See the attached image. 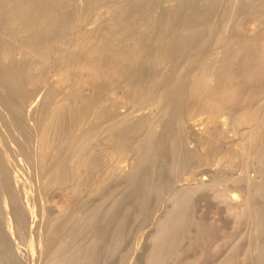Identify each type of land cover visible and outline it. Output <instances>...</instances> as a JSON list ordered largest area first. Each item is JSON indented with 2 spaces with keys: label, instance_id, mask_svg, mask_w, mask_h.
<instances>
[{
  "label": "bare ground",
  "instance_id": "obj_1",
  "mask_svg": "<svg viewBox=\"0 0 264 264\" xmlns=\"http://www.w3.org/2000/svg\"><path fill=\"white\" fill-rule=\"evenodd\" d=\"M185 1L111 0L107 8L97 12V16L94 14L101 24L93 25L95 22L90 20L92 26L88 27L75 23L74 18L88 7L89 0H0V91L6 92L5 96L0 93V106L5 110L0 108V122L13 134L5 137V132L0 133L5 202L21 197V191L14 186L17 177L12 176L10 165L13 163L20 171L24 169L23 161L36 169L37 190L67 181V193L84 199L100 193L110 182L121 187L118 197L109 204L104 200L93 209L75 202L68 210L71 204L67 197L60 198L63 200L55 208L56 213L44 216V210L40 209L41 222L46 227L41 224L42 229H37V240L33 235L36 240L31 245L33 251L28 245V254L37 252L39 264H98L102 254L110 257L108 261L119 254L128 216L127 208L122 215L119 208L123 198L133 192L137 194L133 200L139 207L137 215L133 213L137 218L147 209L148 196L169 188L171 191H168L171 205L155 221L150 233L147 264H162L177 253L180 256L179 246L190 238L196 244L199 239L203 244L208 242L214 231L210 227L209 232V226L204 224L209 222L191 217L192 199L199 190L219 184L220 176H212L209 182L199 178L195 185L175 183L174 187L168 179L170 174L160 176L157 170L167 164L168 156L176 161L172 163L177 168L197 151L204 152V148L226 142L223 127L229 119L235 127L243 128L236 152L244 154L243 158L264 161V90L258 89L261 83L256 80L260 76L264 79V36L254 38V30L248 31L246 39L232 36L226 28L233 14L217 31L216 50L190 65L201 55L204 40L201 33L212 32L214 24L206 20L207 6L201 9L190 6L182 11ZM252 1H257L254 16L264 18V0ZM233 2L234 11L239 4L235 6L238 1ZM154 6L153 15L143 17L145 10ZM187 15L191 17L188 19ZM186 66L189 69L183 73ZM36 85L45 87L38 99L35 97L38 92L35 94L33 89ZM23 93L25 105L12 99L13 94ZM77 93L84 95L78 98ZM74 94L78 99L71 101ZM259 94L263 99L258 103ZM183 102L187 104L188 116L179 115ZM66 111L74 123L72 126L67 122V126H72L69 130L61 120ZM196 111L205 112L206 116L194 120L192 115ZM59 134L64 135L58 137ZM189 136L196 141L195 145H190ZM164 144L168 145L165 160L162 156L163 162L157 163ZM25 145L32 147L29 155ZM236 152L225 156L234 157ZM174 166L170 168L171 174ZM241 175L233 183L252 188L239 198L233 192L228 198L239 200L242 208L237 206V211L236 205L235 210L227 205L226 210L233 216L237 211L238 217L256 221L253 234L261 242L257 243L253 262L264 264V174L256 183ZM22 211L21 207L0 208V221L5 228L7 225L5 232L14 235L23 221ZM60 214H64L63 218ZM202 237L208 241L203 242ZM189 244L193 243H188L187 248L191 247ZM1 248L4 250L3 244ZM123 255H118L121 264ZM3 258L0 264H9ZM198 261L194 258L181 264Z\"/></svg>",
  "mask_w": 264,
  "mask_h": 264
},
{
  "label": "rangeland",
  "instance_id": "obj_2",
  "mask_svg": "<svg viewBox=\"0 0 264 264\" xmlns=\"http://www.w3.org/2000/svg\"><path fill=\"white\" fill-rule=\"evenodd\" d=\"M237 1L238 2H236L235 6H237V3L239 5L237 7L234 6L235 7L234 11L232 9L233 4H234L233 0H213V1L212 0H193V1L192 0H186L184 2V4L181 6L180 9L182 11H185L190 6H192L193 8H197V9H201V8L207 6V10L209 9V11H207L208 14L206 16V20H208L209 23L214 24L212 32L209 30H206V31L204 30L201 33V38L204 39L201 42V46H200L201 55L198 54L196 56L194 63L192 62V63H190V65L196 64V63L202 61L203 59L208 58V55L211 54L214 50H216L215 37H216L217 31L220 30L221 26L224 24L223 22L226 21V18H230L233 14H234V16H233V18H231L232 20L229 23L230 25L228 24L227 28H226V30L229 33L230 32L232 33V34L230 33L232 36L234 34L235 36L237 35L239 38H243V39L245 38L246 39L248 36L247 34L249 33L248 31H250V30H254V32H255L254 38L261 39L264 36V22H263L264 18L254 16V14H255L254 12H256L255 10H257L256 9L257 8V1L256 2H253L252 0H241V1L237 0ZM109 2L111 3V0H96L95 2L94 1L92 2V0H89L88 7L86 9H84V11H82L79 15H77L74 18V21L76 20L75 23H83L88 27L92 26V24H91L92 22H95L93 25L96 24V26H97V24L98 25L101 24V21H100L101 19L98 18L99 16L96 19H95V17L98 15V13L102 12V10H104L105 8H107L110 5ZM210 3L212 4V6H210L211 5ZM194 4L196 6H193ZM89 7H91L92 10ZM147 10H145V12L143 13V17L145 15H146L145 17H147L148 15H153L154 10H155V6L150 7V9L148 8ZM87 11H89V12L87 13ZM190 17H189V15L186 16V18H188V19ZM90 20H92V22ZM228 21H229V19H227V22ZM96 22H98V23H96ZM87 23H89L90 25ZM234 24H236L235 27H234ZM238 24H240L241 26ZM153 29L154 28L152 27L150 31H152ZM233 30H234V32H233ZM239 30H240V32H239ZM239 34H241V35H239ZM243 35L244 36L246 35V36L243 37ZM69 38H68V40H69ZM65 39L67 40V37ZM255 44L258 47L259 42L256 41ZM46 67H48V64L46 65ZM188 69H189L188 66L184 67L183 73L186 72ZM261 77L262 76H260V78H259L260 81L258 78L256 79L257 83L258 82L261 83V84L258 83L259 84L258 89L264 90V83H262L263 82L262 80H264V79H261ZM254 83H253V85H254ZM257 83H255V84H257ZM36 86H34V88L33 87L32 88L35 90V94H36V92H38V94L35 96L36 99H38L40 94H42V92L44 91L45 87L43 85H42L43 87L41 85H36ZM262 86H263V88H262ZM36 88H38V89H36ZM0 93H2V91H0ZM4 93H6V92H4ZM4 93H2V96H5ZM81 95H84V94L77 93L78 98H80ZM24 96H26L25 93H23L19 96L13 94L12 99L14 98V100L16 102H20V104H22V105L24 103V105H25V103L27 102V99ZM75 96H76V94H74L70 98V100L71 101L77 100L78 98H77V96L75 98ZM0 97H1V94H0ZM18 97H21V98H18ZM262 97L263 96H261V94H259V96L256 97L258 99L257 100L254 99V100H256V102L259 103L260 102L259 100L263 99ZM262 101H264V100H262ZM184 103H186V102H183V104ZM182 106L184 108V111L182 108L179 112V115L183 114L182 116H184V115L188 116V115H186L188 113L187 108H186L187 104L186 105L184 104ZM0 108H1V110H4V109H2L3 107L0 106ZM126 108L127 107H123L122 109L125 110ZM146 108H147V106H146ZM198 112L196 111L192 115L194 120L198 119L200 117L206 116L205 112H202V111H200L199 113ZM203 113H204V115H203ZM17 114L20 115V113H17ZM62 116L63 117L65 116L63 119H61V120H64L63 121L64 123H62V124H65L66 126L65 125H63V126H65L67 130H69L68 128H71L74 125V123L72 122L73 117L67 111H66V115H65V113H63ZM67 122L69 124L72 123L71 124L72 126L71 125H69L71 127L67 126L68 125ZM1 126L0 127L3 130L0 128V133L5 132L4 134H7V135H4V134H2V135H4L5 137H7V136L13 137V134L9 131L8 126L3 125V123H1ZM223 128L225 130V135L227 138V139L225 138L226 142H224L223 144H221L219 146H215V147L210 146V147L204 148L205 149L204 152H203V150L199 151V152H201V154H199V152L197 151L196 153H194L195 154L194 157L191 158V156H190V158H187L181 165H177V168H176V166H174V162H176V161H174V159L171 160V157L168 156L167 161H166L167 164L163 165L162 169H159L161 171L157 170V173L160 176L164 175L166 177L167 174L168 175L170 174L169 175L170 177L168 178V176H167V178L169 179L170 182L173 183L174 187H176L177 185H183L186 183L187 184L189 183L188 185H193V184L195 185L199 178H202V179L206 178L204 181L207 182V180H208V182H209V180L212 178V176L213 177L214 176H217V177L220 176L219 181H218V182H220L219 184L216 183V186L215 185H211L210 187L207 186L203 190L202 189L199 190L198 191L199 193L198 192L195 193V196L192 199L193 201H192L191 212H190V214L192 215L191 217L194 218L196 221H199V222L203 221V223L209 222V223H204V224L209 226V229H210L209 232L214 231V233L212 232L213 235H212V233H210L211 234L210 236L212 238L210 236H209V238H211V240L209 238H207L209 240L208 241L207 239L202 237V239L204 238L203 242H204V240H205V242L206 241H208V242L203 244L200 242L201 239H199V240L195 239L199 242L198 244H196L195 242H192V241H194V239L190 238L187 241H185L184 243H182L181 246H179L177 252H180L179 253L180 256L178 255V253H177V255L174 254V255H172L171 258H168L162 264H181L184 261H187L189 259L193 260L194 258L199 260L196 264H251V263L255 264V262H253L254 256L257 252V250L255 248L258 247L257 245H259V244H257L258 241H259V243L261 242L260 241L261 239L259 240L258 238H256V236H255L256 234H253V232L256 233V231H255L256 227L254 225V224H256L255 223L256 221L251 219L253 221L252 222L247 217H245V218L244 217H242V218L238 217L237 213H239V212H237V211H239L238 207L240 206L239 200H233L232 198L230 199L228 197H231L232 193L234 192L238 195V198H239V197H241V195H243V192L245 193L246 190L252 186L251 185L249 187H246L242 183L240 185H239V183H237V184L235 182L233 183L232 180L235 178H238V176H240L241 174H245V176L250 180V182L251 181H253V183L259 182V180H261L260 175L262 176V173L264 174V172H263L264 170L262 171V169H264V161H260L258 158H254V157L251 158V157L245 156V158H243L244 154L242 155V154H239L238 152H236V150H237V148H239L240 142H241V134L243 131L242 127L241 128L235 127L232 124V121L229 119ZM67 130H66V133L68 132ZM8 132L10 133L11 136L9 135ZM64 134H59L60 136L58 135V137H61ZM191 137L189 136V142H191L190 145L191 144L195 145L196 141H193L192 140L193 138H191ZM23 138H20V139H23ZM164 145H166V146H163L162 153L159 155V157L157 159V160H159V159L160 160L157 163L163 162V160H165V154H166V151H168V145L167 144H164ZM24 147H26V150H25L26 154L29 155L30 152H32V147H29L26 145ZM28 148H29V150H28ZM1 149L3 150V148L0 146V159H1V154H2ZM228 152L229 153H231V152L235 153L236 152L237 155L235 154L234 157H226L227 156L226 154H228ZM203 154H206V157H203L204 156ZM132 156H134V155L132 154ZM161 157L163 160L161 159ZM19 158H21V157H19ZM172 161H174V162L172 163ZM222 161H223V163L221 164ZM10 162H12V160ZM246 164H247V166H244ZM1 165H2V163L0 160V208L7 210L8 207H12V209L13 208L19 209L21 207V209L23 210L21 213V217H20L21 220L23 219V221L19 222L20 225L17 227L14 235H10L7 232H5L7 225L5 228V225L0 221V244H1V247L3 244V247H4L3 249L5 250V251L2 250V248H1L0 258L4 257L3 260L5 259L6 262L8 261L9 264H34V263L39 264V262H37V252L35 253V255H34V253L32 255L31 251H33V248L31 247V245L34 242H36V240H37L38 235L35 236L36 232L40 231L43 226L46 227V223L41 222L42 217H40V213H41L40 209L44 210V211H42L44 216L47 215V213H48V215H50L52 213H56V209L58 208L57 206L59 204H61L60 202L66 197H67L68 201L70 198L69 202L71 204V205L69 204L70 207L68 210H70L72 204L75 202H76L75 204H77L79 202L78 204H82L83 206L85 205L84 207L86 209H88V208L93 209L94 208L93 206L100 204L104 200H106V204H109L110 201H112L114 198L118 197L121 193V187L117 186L118 184H115L114 182H110V183L106 184L104 186V189L100 193H98L96 195L95 194L89 195V196H86L85 198L83 197L84 199H82L81 197H77L75 193H73L74 195L71 193H67L68 192V184H69V183H67V181H64L63 183H62V181H58V182H55L54 184H52L54 187H51V185H50V186L42 187L41 189L37 190V185H36L37 183H36V180L34 178L36 169H35L33 164H31L29 162L26 163V161H23L24 169L21 170V168H20V171H18L19 168H16V165H13V163H11V165H10L12 176L14 178L17 177L14 180L15 181L14 186L16 185L17 190L21 191V197L18 200L13 199L11 202H8V201L5 202V192L3 191V184H2L4 182H3V178H1V174H3L4 170L2 169ZM172 165L174 166L175 170L171 174L170 168L172 167ZM262 166H263V168H262ZM224 167H225V169H224ZM244 167H246L247 169H245ZM149 169L151 171V168H149ZM145 170L147 171L148 169H146V167H145ZM241 170L242 171L246 170V171H243L241 173ZM176 171H177V173H176ZM216 173H217V175H216ZM9 177L10 176L8 175L7 178H9ZM193 178H194V180H193ZM4 179H5V177H4ZM17 179H18V182H17ZM165 180H167V179L165 178ZM19 181H20V183H19ZM174 181H176V182H174ZM175 183H178V184L175 186ZM180 183H182V184H180ZM174 187H172V188H174ZM30 189H31V191H30ZM224 189H225V191H224ZM168 191H170V188L165 189L161 192H157L158 195L155 193V194L150 195V197L148 196L147 198L149 200L146 198V203H148V204H146V206L148 205L147 209H145V211L141 214L142 216L140 215L137 218H135V217L137 215V212H139V207L133 201V200H135V197H136L135 194L136 193L135 192L129 193L128 195H126L123 198V201H122V204L120 205L119 211H120V214L122 215L128 209V216H127L126 226H125L126 227L125 240H124V243H122L123 245H121V247L119 249V254L125 255L122 264H147L148 263V260H147L148 259V253H149V250L151 248V245H150L151 241H149L150 240L149 239L150 233H152L151 231H152V229H154L155 221H157V219L160 218V216H162L164 214V212L166 211V209H168V207H170V205H171V201L169 199L171 191L170 192H168ZM226 191H228V192H226ZM220 193L221 194L224 193V194L221 195ZM225 193H227V194H225ZM72 195H73V197H72ZM227 195H229V196H227ZM38 196H40V197H38ZM219 196H221V197H219ZM222 196H224V197L222 198ZM60 198H63V199H60ZM223 199L224 200L226 199V202ZM229 199H230V201H228V203H227V200H229ZM231 200H232V202H231ZM85 202H86V204H85ZM256 203H258V204L260 203L259 199L256 201ZM75 204H73V205H75ZM13 205H15V206H13ZM227 205H232L234 210H235V208L237 209V211L233 212V213L236 212L235 216H233L231 213H229L226 210ZM235 205H236V207L234 208ZM22 206L25 208H23ZM134 206H136V207H134ZM31 207L33 210L35 209L33 211L34 213L32 212ZM192 207H193V211H192ZM36 208H38L39 210ZM240 208H242V207L240 206ZM193 212H194V215H193ZM133 213H135L136 215L135 214L133 215ZM61 215L62 214H60V216ZM236 216L238 219L236 218ZM41 224H43V226ZM39 225H41V227H39ZM210 227H212L213 230ZM2 229H4V230H2ZM37 229H39V230L37 231ZM127 232H128V234H127ZM33 235L35 236L36 240L34 239ZM251 235H253V236H251ZM16 237L19 240L16 239ZM31 238H32V240H30ZM254 238H256V239H254ZM14 239H16V241H14ZM78 239H81V237H78ZM78 239L75 238V240L79 241ZM256 240H257V242L255 244L254 241H256ZM28 242L30 244H28ZM188 243H193V244L192 245L189 244V245H191V247L189 246L187 248ZM12 244H14V246ZM195 244H196V246H195ZM7 245H9L10 247H8ZM28 245H29V248L31 247L30 248L31 253L29 252V254H28V250H29ZM5 247H6V249H5ZM7 247H8V249L9 248H11V249H9V251H8ZM252 248H253V250L251 252ZM211 251H213V252L211 253ZM233 251H236V252L233 253ZM200 252H203V254L200 255ZM119 254L115 255L113 258L111 257V259H109V261H108V258H110V257H108V256L106 257V256H104L105 254L104 255L102 254L100 256V258L98 259L99 262H97V263L98 264H121L120 260H119L120 258L118 259ZM207 254H208V256H207ZM30 255H32L31 257H33V256L34 257L31 258ZM203 255L204 256L206 255L205 256L206 258ZM200 256H201V259H200ZM15 260H16V262H15ZM249 261H250V263H249Z\"/></svg>",
  "mask_w": 264,
  "mask_h": 264
}]
</instances>
